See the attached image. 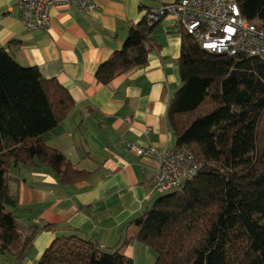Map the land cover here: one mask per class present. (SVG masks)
Here are the masks:
<instances>
[{"label":"trees","instance_id":"trees-1","mask_svg":"<svg viewBox=\"0 0 264 264\" xmlns=\"http://www.w3.org/2000/svg\"><path fill=\"white\" fill-rule=\"evenodd\" d=\"M237 2L264 26V0ZM148 11L99 65V82L148 63L149 52L159 46L153 33L161 20L152 21ZM180 31L181 81L168 119L176 146L191 148L202 166L180 187L159 193L151 208L125 226L134 225L132 238L156 252L155 264H264V58L212 53ZM74 105L57 79L0 48V251L11 253L17 264L40 227L19 230L10 169L46 163L65 180L86 178L87 172L45 141ZM130 241L106 247L74 231L56 237L38 264H135L123 252Z\"/></svg>","mask_w":264,"mask_h":264},{"label":"crops","instance_id":"crops-1","mask_svg":"<svg viewBox=\"0 0 264 264\" xmlns=\"http://www.w3.org/2000/svg\"><path fill=\"white\" fill-rule=\"evenodd\" d=\"M174 1L97 0L98 8L85 11L57 6L51 9L49 30H28L18 0H0V48L21 65L37 66L44 77L57 79L75 101L45 136L46 143L87 172L86 178L65 180L55 165L11 167L19 230L40 227L19 264H38L56 237L74 231L106 247L130 237L123 252L135 264H155L156 252L132 238L134 225H125L159 195L153 192L157 161L138 149L176 147L168 111L181 81V31L171 16H164L153 33L159 46L149 52L145 66L108 83L98 81L96 70L122 47L132 23ZM0 264L17 263L11 253L0 251Z\"/></svg>","mask_w":264,"mask_h":264},{"label":"built area","instance_id":"built-area-1","mask_svg":"<svg viewBox=\"0 0 264 264\" xmlns=\"http://www.w3.org/2000/svg\"><path fill=\"white\" fill-rule=\"evenodd\" d=\"M21 20L26 29L49 30L51 9L57 6L98 8L97 0H18ZM171 16L178 29L194 35L198 44L212 53H239L264 58V26L257 18L243 14L237 0H176L148 11L154 21ZM143 156L157 161L153 192L180 187L192 179L202 164L188 146L173 149L147 146L138 149Z\"/></svg>","mask_w":264,"mask_h":264},{"label":"rangeland","instance_id":"rangeland-1","mask_svg":"<svg viewBox=\"0 0 264 264\" xmlns=\"http://www.w3.org/2000/svg\"><path fill=\"white\" fill-rule=\"evenodd\" d=\"M163 6V5H162ZM153 9V8H152ZM151 11V9H149Z\"/></svg>","mask_w":264,"mask_h":264}]
</instances>
